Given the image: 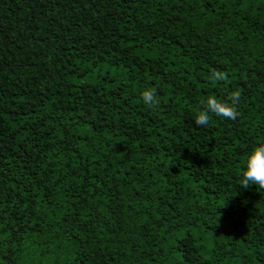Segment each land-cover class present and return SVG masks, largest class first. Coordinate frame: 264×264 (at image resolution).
Masks as SVG:
<instances>
[{"label":"trees","instance_id":"trees-1","mask_svg":"<svg viewBox=\"0 0 264 264\" xmlns=\"http://www.w3.org/2000/svg\"><path fill=\"white\" fill-rule=\"evenodd\" d=\"M260 143L264 0H0V264H264Z\"/></svg>","mask_w":264,"mask_h":264},{"label":"clouds","instance_id":"clouds-1","mask_svg":"<svg viewBox=\"0 0 264 264\" xmlns=\"http://www.w3.org/2000/svg\"><path fill=\"white\" fill-rule=\"evenodd\" d=\"M213 82L226 81L228 74L226 72L214 71L210 77ZM143 102L148 106L158 105L156 88H147L141 93ZM241 93L233 91L229 93L225 100L217 99L215 96H209L206 101H202L204 108L200 110L195 117L196 126H207L210 122V113L221 116L225 119L236 120L239 116L237 105ZM240 184L244 189L251 185L264 189V143L255 146L251 153L248 154L245 170L242 172Z\"/></svg>","mask_w":264,"mask_h":264}]
</instances>
